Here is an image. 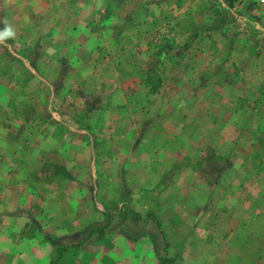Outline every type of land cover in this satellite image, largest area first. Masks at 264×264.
Instances as JSON below:
<instances>
[{"label":"rangeland","instance_id":"obj_1","mask_svg":"<svg viewBox=\"0 0 264 264\" xmlns=\"http://www.w3.org/2000/svg\"><path fill=\"white\" fill-rule=\"evenodd\" d=\"M8 27L0 264H264L262 9L0 0Z\"/></svg>","mask_w":264,"mask_h":264},{"label":"trees","instance_id":"obj_2","mask_svg":"<svg viewBox=\"0 0 264 264\" xmlns=\"http://www.w3.org/2000/svg\"><path fill=\"white\" fill-rule=\"evenodd\" d=\"M158 83H160V82L157 81V82H156V86H155L154 84L151 85V88H150L151 91H155V90L157 89V87H158V86H157ZM138 216H139V215H138ZM148 216H149V217H152L153 215H152L151 213H148ZM100 235H101V234H100ZM100 235H99V236H100ZM169 262H170V259L167 258V259H165L164 261L160 260V262H159L158 264H167V263H169Z\"/></svg>","mask_w":264,"mask_h":264},{"label":"clouds","instance_id":"obj_3","mask_svg":"<svg viewBox=\"0 0 264 264\" xmlns=\"http://www.w3.org/2000/svg\"><path fill=\"white\" fill-rule=\"evenodd\" d=\"M14 35V32L10 27L6 28L3 32H0V39H3L4 37L7 36H12Z\"/></svg>","mask_w":264,"mask_h":264},{"label":"built area","instance_id":"obj_4","mask_svg":"<svg viewBox=\"0 0 264 264\" xmlns=\"http://www.w3.org/2000/svg\"><path fill=\"white\" fill-rule=\"evenodd\" d=\"M251 3L264 11V0H251Z\"/></svg>","mask_w":264,"mask_h":264}]
</instances>
